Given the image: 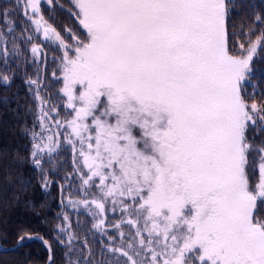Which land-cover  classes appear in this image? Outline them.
Segmentation results:
<instances>
[{
	"label": "snow or ice",
	"instance_id": "6c2138e0",
	"mask_svg": "<svg viewBox=\"0 0 264 264\" xmlns=\"http://www.w3.org/2000/svg\"><path fill=\"white\" fill-rule=\"evenodd\" d=\"M39 5L15 7L36 34L57 42L59 103L41 95V48L32 43L36 72L26 83L40 115L39 129L25 130L26 159L47 189L46 169L70 151L66 179L78 181L79 198L68 197L69 206L85 209L109 237L102 259L85 240L69 264H264V93H249L264 16L237 35L231 0H72L83 33L69 43ZM9 19L0 10L5 84L10 60L22 55L18 40H33H9ZM57 235L71 253L79 238L71 224L58 225ZM32 238L18 234L17 246Z\"/></svg>",
	"mask_w": 264,
	"mask_h": 264
},
{
	"label": "trees",
	"instance_id": "16d2710c",
	"mask_svg": "<svg viewBox=\"0 0 264 264\" xmlns=\"http://www.w3.org/2000/svg\"><path fill=\"white\" fill-rule=\"evenodd\" d=\"M22 4V0H0V10L8 9L10 25L14 28L13 36L21 37L32 35L33 40L23 43L18 40L22 55L10 60L12 68L11 80L5 84L0 82V243L4 247L16 245L17 235L29 233L31 236L43 237L52 248L51 264H69V260H76L78 251L83 248L84 241L95 253L97 260L102 259L101 251L108 242V236L92 228V217L82 207L73 209L69 206L68 197L78 199V181L66 179L71 172V152H64L58 157L59 164L50 170L46 169L51 187L42 188L41 173L26 159L31 149V138L25 130L35 125L39 129V102L34 99L29 90L26 77L35 76L36 65L32 63V43L40 45L41 52L37 57L43 79L44 89L41 95L52 99L49 106L58 104L55 98V86L52 72L56 71L58 56L57 42L44 40L42 31L36 34L31 21L23 14L22 8L15 5ZM235 5L230 8V31L237 35L247 27H256L255 17L264 16V0H231ZM72 0H52V3L43 2L41 12L48 25L53 26L66 41L72 33L82 35L78 20L73 15ZM53 14V16L51 15ZM8 23V21H7ZM27 29V31H25ZM68 30H71L69 32ZM6 22L0 20V32L7 33ZM3 38L0 37V40ZM11 48V45H9ZM46 66V73L44 68ZM255 78L249 85V93L257 95L264 93V52L258 50L253 60ZM4 65L0 62V68ZM50 90V91H49ZM67 215L69 220L64 221ZM109 217L111 213L108 214ZM109 220V224L116 223ZM71 224V230L79 237L73 241L74 250L67 252L65 245L59 243L58 225ZM109 232H115L109 228ZM66 239V237H64ZM87 252V249H83ZM48 252L44 244L32 242L18 250L0 253V264H46Z\"/></svg>",
	"mask_w": 264,
	"mask_h": 264
},
{
	"label": "water",
	"instance_id": "95a60500",
	"mask_svg": "<svg viewBox=\"0 0 264 264\" xmlns=\"http://www.w3.org/2000/svg\"><path fill=\"white\" fill-rule=\"evenodd\" d=\"M32 237L33 238L31 240H27L26 241V244L25 245L30 244L32 242L43 243V240H41L40 237H37V236H32ZM20 247H22V246H17V243H16V245H14L12 247H3L0 244V252H2V253H4V252H11V251H15V250L19 249ZM46 247H47V251H48V259H47V263L46 264H51L52 250L49 251V244L46 245Z\"/></svg>",
	"mask_w": 264,
	"mask_h": 264
},
{
	"label": "rangeland",
	"instance_id": "374dc122",
	"mask_svg": "<svg viewBox=\"0 0 264 264\" xmlns=\"http://www.w3.org/2000/svg\"><path fill=\"white\" fill-rule=\"evenodd\" d=\"M43 2H48V0H40V8H41V6H42V3ZM52 16H53V14H51ZM10 23V20L8 21V23L7 24H9ZM53 27V26H52ZM54 28V27H53ZM41 37L43 38V35L41 34ZM38 59V58H37ZM110 213V212H109Z\"/></svg>",
	"mask_w": 264,
	"mask_h": 264
}]
</instances>
